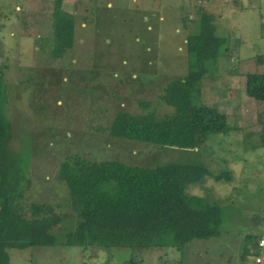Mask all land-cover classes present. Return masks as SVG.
<instances>
[{"label": "rangeland", "instance_id": "obj_1", "mask_svg": "<svg viewBox=\"0 0 264 264\" xmlns=\"http://www.w3.org/2000/svg\"><path fill=\"white\" fill-rule=\"evenodd\" d=\"M200 1L204 0H65V12L77 21L76 42L63 59L55 60L51 56L54 0H0V22L7 27L0 31V70L9 87L13 149L32 154L29 189L21 202L27 217L33 204L50 205L62 218L53 232L65 240L74 228L75 217L70 191L58 173L66 157L81 156L92 162L119 161L145 168L170 163L202 164L211 177H206L203 186H190L188 194L202 195L218 204L223 220L221 239L192 244L203 249L199 260L192 255L198 250L192 251L191 243L183 250L155 248L139 252L58 245L10 251L11 264H130L132 256L138 258L136 264H213L210 258L215 251V264H227L228 259L244 256L250 234L254 240L264 236V227L258 228L264 226V148L245 151L243 144L251 139L244 135L258 133L256 138L262 137L264 106L245 101V78H241L242 90L235 96L227 90L224 76L226 69L246 74L257 71L253 65L245 71L242 64L236 68L230 57L235 55L234 48L240 47L237 43L246 44L241 45V53L244 47L251 48L246 56L264 54L262 30L253 22L256 12L242 10L243 0L232 2L224 12L225 23L217 24L220 37L227 40L223 65L215 67L219 81L210 82L204 94L210 85L212 89L200 101L227 112L232 125L240 129L224 136L211 135L200 154L113 138L109 132L121 111L134 115L153 111L158 117L175 112L163 104L161 96L170 82L188 74L186 42L188 35L199 32L200 10L205 12ZM232 19L239 21L241 30L230 23ZM36 37L45 50L36 46ZM46 40L49 46L44 45ZM140 101L148 102L150 107L140 106ZM252 128L254 131H250ZM221 173H229L231 181L212 178ZM224 240L232 248L220 255L216 245Z\"/></svg>", "mask_w": 264, "mask_h": 264}, {"label": "trees", "instance_id": "obj_2", "mask_svg": "<svg viewBox=\"0 0 264 264\" xmlns=\"http://www.w3.org/2000/svg\"><path fill=\"white\" fill-rule=\"evenodd\" d=\"M64 4L65 0H54L51 56L55 60L63 59L76 42L77 21L74 15L65 12ZM6 28L0 24L1 32ZM226 42L217 34L213 16L200 10L199 32L187 36L188 74L170 82L161 96L163 104L174 108L175 112L158 117L153 111L138 115L121 111L109 126L110 135L200 154L208 145L211 135L224 136L240 129V126L232 125L227 112L200 102L212 89L210 85L208 93L204 94L210 82L219 81L214 75L215 67L220 69L223 65ZM34 43L45 50L38 37ZM49 44L47 40L44 43L46 46ZM242 64L243 71L255 66L256 73L226 69L224 76L231 74L239 77V83L235 86L227 81V90L237 96L240 93L238 90H242L241 78H245V101L263 107L264 54L244 60ZM239 65L241 62L236 63V68ZM261 68L263 71H260ZM4 76V71L0 70V264H11L10 251L25 252L31 248L58 245L84 250L129 248L139 252L155 248L183 250L191 243V250H198L192 255L199 260L203 249L198 244H192L221 237L222 208L202 195L188 194L190 186H203L206 177H211L204 165L195 163H170L145 168L119 161L92 162L81 156L66 157L60 164L58 175L70 191L74 228L66 234L65 240H60L53 231L61 224L62 218L54 213L50 205L33 204L29 209L30 217H27L21 202L29 189L32 154L29 150L16 152L13 149L9 87ZM140 106L149 108L150 104L140 101ZM261 116L263 114L256 117ZM250 131H254V128ZM248 136L251 139L243 141L247 147L245 151L264 148V133L259 140L256 138L258 133L244 135L246 138ZM255 140H258L257 144L252 143ZM26 143L29 146L28 140ZM212 178L217 182L231 181L229 173ZM261 238L254 240L252 234L246 238L249 242L245 245L244 256H241L243 260L248 255L259 253ZM196 246L198 249H195ZM216 250L223 255L224 252L218 248ZM132 257L130 264L138 263V258ZM216 260L215 251L210 261ZM227 262L233 264L232 259Z\"/></svg>", "mask_w": 264, "mask_h": 264}, {"label": "crops", "instance_id": "obj_3", "mask_svg": "<svg viewBox=\"0 0 264 264\" xmlns=\"http://www.w3.org/2000/svg\"><path fill=\"white\" fill-rule=\"evenodd\" d=\"M239 1L240 0H204V1H200V4H202V6L204 8V11L213 16L214 24L216 26L218 35H219L218 28H217L218 22L224 24L225 20H226L224 12L226 10H228L227 8H228V6H231L232 2H239ZM243 2H244V6H243L242 10L245 11L247 9L248 10L252 9L254 13L256 12L259 15V16H257V14L255 13V16L253 17L254 18L253 22H254L256 27L259 26V28L262 30L260 32V34H262L264 36V0H243ZM245 2L248 4V6H246ZM191 19H194V18L192 17ZM230 23L234 27H238V29H240V30L242 29L241 27H239V21H234V19H232ZM246 34L250 35L252 33L248 32ZM245 38H249V37H245ZM237 45H240V47H238L239 49L237 47L234 48L235 55L231 58V61L234 62L235 65L238 62H241V64H242V62L244 60H251L255 56H259V53H257L253 57L246 56L245 52L248 51V49H251V48H245L244 47V52L241 53L242 52V49H240L242 47L241 45L246 46L245 42H240L239 44L237 43ZM251 46L254 47L255 46V42H252ZM255 52H257V49H255ZM243 64H242V66H243ZM227 81H229L232 86H235L237 83H239L238 77H235L234 75H231V74L227 76ZM231 92H233V91H231ZM263 227L264 226L258 227V228H262L263 229ZM216 246L222 252H225L226 250H230L232 248V246H230V244L228 243V240H224L222 243H218ZM249 246L251 247V245H249ZM210 250L211 249H209L207 251V253H209ZM251 256H253V255H251ZM251 256L248 255L247 257H245V260H243L242 258L237 259V260L232 259V261H233L232 263L233 264H240V262H242L244 264H249L248 260L251 259ZM224 263H225L224 261H221L220 264H224ZM213 264H215V262Z\"/></svg>", "mask_w": 264, "mask_h": 264}, {"label": "built area", "instance_id": "obj_4", "mask_svg": "<svg viewBox=\"0 0 264 264\" xmlns=\"http://www.w3.org/2000/svg\"><path fill=\"white\" fill-rule=\"evenodd\" d=\"M258 250L259 253L251 257L249 264H264V236L258 243Z\"/></svg>", "mask_w": 264, "mask_h": 264}, {"label": "clouds", "instance_id": "obj_5", "mask_svg": "<svg viewBox=\"0 0 264 264\" xmlns=\"http://www.w3.org/2000/svg\"><path fill=\"white\" fill-rule=\"evenodd\" d=\"M252 257V256H251ZM248 263H250V259L248 260Z\"/></svg>", "mask_w": 264, "mask_h": 264}]
</instances>
